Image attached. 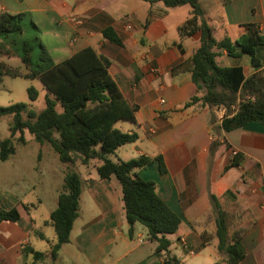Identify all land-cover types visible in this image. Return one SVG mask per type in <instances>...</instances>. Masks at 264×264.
Instances as JSON below:
<instances>
[{
    "label": "crops",
    "instance_id": "0c3cea01",
    "mask_svg": "<svg viewBox=\"0 0 264 264\" xmlns=\"http://www.w3.org/2000/svg\"><path fill=\"white\" fill-rule=\"evenodd\" d=\"M198 1L216 38L228 36L235 41L249 23L258 25L264 35V0ZM0 10L29 11L49 20L48 32L58 46L46 49L55 63L88 47L110 60L111 76L128 103L137 107L134 122L118 123H128L121 131L136 133L138 140L118 148L122 157L116 161L141 156L154 159L140 176L155 180L158 195L181 219L177 232L166 236L171 257L180 264H216L224 259L209 201L212 193L225 211L230 236L240 239L244 258L239 264H264V125L253 122L225 132L221 124L228 115L226 107L183 108L197 93L190 61L201 40L200 32L180 35V27L191 17L190 6L165 11L160 3L150 6L141 0H0ZM107 27L114 29L121 46L102 36ZM257 57L259 68L249 54L232 57L225 51L217 63L242 67L246 79L256 75L264 79V47L258 49ZM157 156L163 158L164 174ZM234 159L238 165L231 166ZM90 164L80 166L79 217L55 264L162 263L165 257L155 253L157 243L147 230L127 222L119 181L114 177L102 180L99 162L94 167ZM4 203L0 212L17 208L21 218L0 221V264L32 263L26 248L37 251V240L47 242L46 251L37 252L48 255L57 238L48 220L58 203L39 216L31 208L41 205L40 199L38 205ZM48 226L55 239L46 237ZM38 264H51V259Z\"/></svg>",
    "mask_w": 264,
    "mask_h": 264
},
{
    "label": "trees",
    "instance_id": "16d2710c",
    "mask_svg": "<svg viewBox=\"0 0 264 264\" xmlns=\"http://www.w3.org/2000/svg\"><path fill=\"white\" fill-rule=\"evenodd\" d=\"M141 1L150 6L160 3L165 11L181 6L192 8L191 17L179 31L182 37L201 33L200 47L190 61L197 93L183 108L197 104L210 108L226 107L228 115L221 124L225 132L253 122L264 125L263 77L256 75L246 79L242 67H222L217 63L218 56L225 51L232 57L249 54L254 67L259 68L261 62L257 51L264 47V35L259 26L245 24L244 33L235 41L228 36L218 39L198 0ZM151 14L153 12L150 11ZM25 16V13L0 12V41L12 34L22 33ZM102 36L112 44L122 45L111 27L102 30ZM40 47V57L34 63L33 46L24 43L22 61L30 73L23 78L38 79L42 83L47 91L45 108L37 113L23 103L0 107V118L12 117L11 137L0 141L1 161H7L15 154L13 138L21 134L20 139L24 141L22 135L27 130L39 144L51 145L64 166L65 177L58 205L48 220V224L55 229L56 242L48 255L27 247L26 254L33 256V262L29 264H38L46 257L51 259V264H55L60 249L70 242L74 222L79 217L82 193L81 177L73 169L76 158L83 165L98 161L97 172L102 180L114 177L119 181L127 222L131 226L141 224L147 230L149 238L157 243L155 253L165 257L160 264H180L176 257L169 255L171 242L166 236L177 232L181 219L158 195L155 182L140 176V172L146 170L154 159L145 156L128 161L110 159L118 148L138 140L136 133H125L115 127L120 121L134 122L137 107L128 103L111 76L110 60L88 47L55 63L46 47L43 44ZM28 93L32 102L37 101L39 93L36 89L30 87ZM57 103L62 105V111L58 110ZM234 106L235 111L232 110ZM24 114L27 119H24ZM155 160L159 162L160 172L166 173L162 156H157ZM236 165L238 163L234 159L231 166ZM209 201L215 215L218 250L224 256L216 264H239L244 258L240 239L230 236L220 200L209 193ZM20 218L17 208L0 212V221L17 222Z\"/></svg>",
    "mask_w": 264,
    "mask_h": 264
},
{
    "label": "rangeland",
    "instance_id": "374dc122",
    "mask_svg": "<svg viewBox=\"0 0 264 264\" xmlns=\"http://www.w3.org/2000/svg\"><path fill=\"white\" fill-rule=\"evenodd\" d=\"M0 12L2 11L0 10ZM24 13L26 16L23 22V32L12 34L0 41V107L23 103L28 105L31 110L39 113L45 108L47 91L38 79L23 78L30 73V70L22 61L23 46L25 42L33 46L32 58L35 63L41 54L40 44L51 49L53 45L58 46L56 44L58 41L52 39V35L48 32L51 26L49 20L47 22L45 17H39L33 12ZM14 74L17 76H12ZM30 87H33L39 93V97L35 102L30 100L28 93ZM57 108L62 111L60 103H57ZM23 116L24 119H27L25 114ZM127 124L117 123L115 127L121 130L125 129V126H128ZM11 125V116L0 118V141L11 137ZM20 136L21 134H17L13 138L15 154L7 161L0 160V204L4 205V201L16 204L17 201H21L24 204L38 205L37 202L40 199L42 204L31 208V212H35L39 216L42 212H49L52 205L58 203L57 193L64 181L62 175V173H65L64 166L59 161L58 155L51 145L48 143L39 144L27 130L22 135L24 141H21ZM119 157L122 156L116 151L114 155L110 156V159L116 161ZM76 164L78 165L77 168L73 169L77 173L82 172V167H80L82 163L79 158H76L74 165ZM96 164L97 161L94 160L90 166L93 165L94 167ZM141 178L145 180L147 178L146 174L142 175ZM150 180L155 181L154 179ZM137 227L144 229L138 223ZM44 229L47 238L55 239L52 227L48 226ZM35 249L45 252L47 242L37 240ZM29 260L31 261V258Z\"/></svg>",
    "mask_w": 264,
    "mask_h": 264
},
{
    "label": "built area",
    "instance_id": "2783aa9c",
    "mask_svg": "<svg viewBox=\"0 0 264 264\" xmlns=\"http://www.w3.org/2000/svg\"><path fill=\"white\" fill-rule=\"evenodd\" d=\"M251 100H253V98H251ZM222 110H224V112H225L226 109L222 108ZM235 110H236V107H233V111H235Z\"/></svg>",
    "mask_w": 264,
    "mask_h": 264
}]
</instances>
